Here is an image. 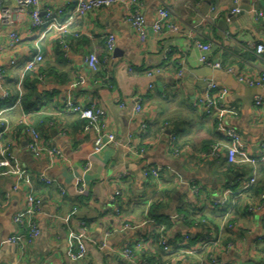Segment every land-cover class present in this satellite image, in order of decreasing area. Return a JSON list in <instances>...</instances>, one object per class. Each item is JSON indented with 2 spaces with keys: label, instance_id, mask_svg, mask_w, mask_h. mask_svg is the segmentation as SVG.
<instances>
[{
  "label": "crops",
  "instance_id": "0c3cea01",
  "mask_svg": "<svg viewBox=\"0 0 264 264\" xmlns=\"http://www.w3.org/2000/svg\"><path fill=\"white\" fill-rule=\"evenodd\" d=\"M77 1L39 3L42 8L63 6L67 15ZM139 2L147 33L144 41L124 23L132 8L123 6L100 8L76 19L71 31L79 36L67 38V50L55 32L42 38V32L34 34L27 12L15 15L12 24L2 28L3 34L11 29L22 38L20 45L0 55L8 92L7 99H0V131L5 128L3 142L24 175L14 189L13 174L0 168V264H209L208 254L223 264L264 261V181L258 196L250 190L264 170L260 146L264 108L253 104L256 97L264 101V87L239 82L264 73V54L258 56L247 47L251 42L264 43V25L250 12L253 7L264 12V0ZM161 5L169 11L168 25L176 29L154 33ZM236 7L239 12L233 14ZM105 34L115 37L112 52L104 46ZM196 42L210 47V59L222 70L198 63L201 51ZM38 52L43 61L37 71L22 77L25 63ZM90 53L100 61L96 73L83 64ZM213 71L231 76L237 90L224 78H214ZM212 82L229 89L225 103L237 108V116L224 120L241 137L233 164L223 149L215 158L207 155L213 145L225 143L215 129L214 116L198 104L208 96ZM19 84L22 95L32 96L27 114L23 104L15 105ZM137 102L140 114L134 110ZM67 105L101 110L98 123L103 133L114 136V143L96 151L95 126L65 112ZM24 114L40 134V145L56 148L64 157L50 169L45 156L35 158L27 149ZM152 168L162 170L158 178L146 174ZM40 175L53 184L39 181ZM228 191L232 194L228 202L215 205ZM115 192L120 196L112 201ZM28 195L40 200L32 217L39 230L36 238L14 222L19 215L24 222L31 218L24 213ZM81 221L87 224L85 252L82 259H73L79 245L74 232ZM160 230L169 246L180 251L160 250L155 239ZM17 235L24 239L15 242ZM186 235L191 239L185 240ZM205 241L214 245H204ZM224 243L233 248L226 249ZM137 244L135 257L125 260L122 252Z\"/></svg>",
  "mask_w": 264,
  "mask_h": 264
},
{
  "label": "built area",
  "instance_id": "2783aa9c",
  "mask_svg": "<svg viewBox=\"0 0 264 264\" xmlns=\"http://www.w3.org/2000/svg\"><path fill=\"white\" fill-rule=\"evenodd\" d=\"M253 2L257 0H252ZM12 2L16 4L15 8H10L5 6V3ZM112 6H123L124 8H132V11L127 13L124 17V23L129 25L139 36L141 41H144L146 38V27L144 16L141 11V5L139 0H78L74 10L65 15V8L58 7H46L42 8L39 0H0V55L3 54L7 50H13L21 43V36L14 30H9L5 34L2 33L3 27H8L12 24L13 18L15 15H18L22 12H27L30 17V25L29 28L31 31L39 30L42 32L40 38L50 32H55L60 36V44L64 50H67L68 43L66 42L67 36L78 37L79 35L75 32L71 31V26L75 22L76 19L82 18L87 14L93 12L94 10L100 8H110ZM239 12V9L236 7L233 9L232 13L236 14ZM251 15L255 22H262L264 25V12L258 10L257 8L251 9ZM169 11L164 6L161 7L157 11V17L152 25V30L154 33H160L165 28H169L175 30L176 27H170L168 25ZM4 39V40H3ZM103 42L105 48L108 52H112L115 49V37L111 34H105L103 36ZM196 47L201 51V55L198 58V63L202 65H206L215 70H222V66L217 61H212L210 59V47L202 45L198 42L195 43ZM247 47L255 52L256 55L261 56L264 54V43L259 42H251L247 44ZM164 59L167 60L168 57L164 56ZM43 61V57L38 52L33 58L28 60L25 63L23 76L24 77L28 73H34L37 71L38 66ZM83 64L90 71L96 73L100 69V61L96 54L90 53L83 58ZM153 73L148 72L147 76L152 77ZM180 75V73H179ZM3 71L0 69V88H1V100H5L8 98V92L3 86ZM41 80V78H40ZM239 82L242 84H246L249 87L253 88H262L264 87V73L261 74L256 79H248V78H239ZM19 98L15 102L16 106H21V90L20 84L18 85ZM209 94L204 101L200 100L198 102L199 105L203 106L204 113L207 115H213L215 119V129L218 132L219 136L225 140L221 143H216L213 145L210 150L207 152V155L211 158H215L218 156V153L222 151L226 152L228 162L233 164L236 163L237 156L239 155L241 137L239 133L230 127H226L224 124L225 118L235 117L237 116V108L234 106H229L225 103L226 98L229 96V89L225 86H222L218 83H210L208 85ZM254 106L264 108V101L260 97H256L253 102ZM135 112L137 114L141 113V106L137 102L135 104ZM65 112L75 113L80 116L83 120L88 122V126H95L97 130V138L94 143V148L96 151H100L103 148L110 146V144L114 143V136L112 134L103 133V125L98 123V118L102 114V111L99 109L93 108H83L77 105H67L65 107ZM27 114V113H25ZM23 116L22 124L25 127V132L29 137V141L27 144V149L29 152L35 157L40 158L45 156L49 162L48 169H50L53 164L57 160H63L64 157L62 153L53 147H46L40 145V134L28 123L27 117L28 115ZM2 123V117L0 114V125ZM5 130V128H4ZM0 131V168L4 167L10 170L15 178V186L14 189L18 187V185L23 181V173L17 170V163L12 160L11 154L9 152V147L3 142V137L5 131ZM261 151L264 153V141L261 143ZM160 172L162 170L160 168H152L148 169L147 175L152 178H158ZM38 180L50 185L53 184L52 180H49L46 176L40 175ZM255 182L254 179L250 181V184ZM58 190L61 194H64L63 188L58 186ZM193 193H197V189H192ZM232 195L229 191L224 193V196L216 201L214 204L223 206L226 202H228V198ZM120 196V192H115L112 197V201H116V199ZM40 206V200H37L34 196L28 195L26 199V211L25 215L31 217L26 222L21 215L14 219L15 224L20 230H27V235L31 238H36L39 235V230L37 228L36 223L32 220L34 214L37 213ZM153 223L152 221H149ZM125 229H132L131 226H125ZM86 231L87 224L85 222H78V228L74 232L75 238L78 240L79 245L77 252L73 254V259H82L85 252V244H86ZM108 236V235H106ZM24 237L22 235L15 236L14 241L20 242ZM191 237L189 235L185 236V240H189ZM157 244L160 250L165 254H172L175 251H180L177 248H172L169 246L168 237L162 230L159 231V235L157 238ZM214 245L212 241H205L204 245ZM140 248V245L137 244L135 247L126 248L123 252V258L125 260H131L134 256L133 249ZM233 246L228 244L226 249H231ZM174 249V250H172ZM143 264H148L144 262ZM209 264H223L218 256H210Z\"/></svg>",
  "mask_w": 264,
  "mask_h": 264
},
{
  "label": "trees",
  "instance_id": "16d2710c",
  "mask_svg": "<svg viewBox=\"0 0 264 264\" xmlns=\"http://www.w3.org/2000/svg\"><path fill=\"white\" fill-rule=\"evenodd\" d=\"M67 38H69V36H67ZM66 38V39H67ZM30 74V73H29ZM29 74H26L27 75V77H32L33 75H29ZM25 75V76H26ZM29 75V76H28ZM26 77V78H27ZM28 79V78H27ZM21 104H23V107H25V110H28V111H26V113L27 112H29V109L31 110V108H32V106H31V104H32V96H31V94L29 93L27 96L25 95V94H23L22 95V97H21ZM31 106V107H30ZM264 179V170H263V172H261V179H260V181L259 182H256V184L250 189L251 191H252V193H253V196H258L261 192H262V187H263V180ZM206 223V220H205V218L204 219H202L201 221H200V224H205ZM158 235H159V232L158 233H156V235H155V239H157L158 238ZM158 243V242H157ZM224 246H226L227 245V243H224L223 244ZM209 246H213L212 244H210ZM262 250H264L263 248H261V251ZM210 256H212L211 254H208V262H209V259H210ZM158 261H160V260H158ZM160 263V262H159ZM261 264H264V261L261 263Z\"/></svg>",
  "mask_w": 264,
  "mask_h": 264
},
{
  "label": "water",
  "instance_id": "95a60500",
  "mask_svg": "<svg viewBox=\"0 0 264 264\" xmlns=\"http://www.w3.org/2000/svg\"><path fill=\"white\" fill-rule=\"evenodd\" d=\"M246 13L249 12V9L245 10ZM214 74V78H216L217 80H223L224 78V82L227 86H229L230 88L237 90L236 88L238 87V84H236V82L232 79L231 76H228L227 74L221 72V71H213ZM124 264H130L127 261H123Z\"/></svg>",
  "mask_w": 264,
  "mask_h": 264
},
{
  "label": "rangeland",
  "instance_id": "374dc122",
  "mask_svg": "<svg viewBox=\"0 0 264 264\" xmlns=\"http://www.w3.org/2000/svg\"><path fill=\"white\" fill-rule=\"evenodd\" d=\"M34 34H40V31L39 30H36V31H34Z\"/></svg>",
  "mask_w": 264,
  "mask_h": 264
}]
</instances>
